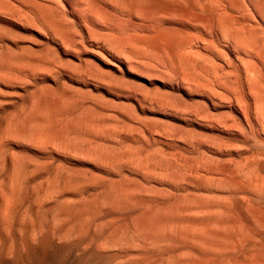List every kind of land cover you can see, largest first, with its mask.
Masks as SVG:
<instances>
[{
  "label": "rangeland",
  "instance_id": "rangeland-1",
  "mask_svg": "<svg viewBox=\"0 0 264 264\" xmlns=\"http://www.w3.org/2000/svg\"><path fill=\"white\" fill-rule=\"evenodd\" d=\"M263 116L264 0H0V222L41 202L34 264H264Z\"/></svg>",
  "mask_w": 264,
  "mask_h": 264
},
{
  "label": "bare ground",
  "instance_id": "bare-ground-1",
  "mask_svg": "<svg viewBox=\"0 0 264 264\" xmlns=\"http://www.w3.org/2000/svg\"><path fill=\"white\" fill-rule=\"evenodd\" d=\"M55 66V65H54ZM46 72V71H45ZM85 102V101H84ZM50 103V102H49ZM61 104V103H60ZM41 107V106H40ZM33 110V109H32ZM54 110H56V109H54ZM51 111V110H50ZM21 113V112H20ZM16 114V113H15ZM23 114V113H22ZM21 114V115H22ZM47 114V113H46ZM57 114H58V112H57ZM65 114V113H64ZM44 115V114H43ZM55 115H56V113H55ZM17 116H18V114H17ZM16 116V117H17ZM14 117L15 116H13L12 118L14 119ZM50 117V116H49ZM258 117H260V116H258ZM264 117V116H263ZM111 118V117H110ZM10 119H11V117H10ZM16 119V118H15ZM15 119H14V121H15ZM24 119V118H23ZM23 119H22V122H23ZM27 119V118H26ZM38 119V118H37ZM49 119V118H48ZM28 120V119H27ZM57 120V119H56ZM110 120V119H109ZM251 120V119H250ZM98 121H100V120H98ZM261 121V120H260ZM54 122V121H53ZM79 122V121H78ZM24 123V122H23ZM40 123V122H39ZM119 123V122H118ZM11 124V123H10ZM20 124V123H19ZM18 124V125H19ZM22 124V123H21ZM55 123H53V125H54ZM78 124V123H77ZM33 125V124H32ZM41 125V123L39 124V126ZM70 125V124H69ZM68 125V126H69ZM118 125L119 124H117V127H118ZM15 126H16V124H15ZM38 126V127H39ZM48 126V125H47ZM67 126V125H66ZM83 126V125H82ZM102 126H104V125H102ZM122 126V125H121ZM124 126V125H123ZM263 126H264V124H263ZM6 127V126H5ZM4 127V128H5ZM36 127V126H35ZM45 127V126H44ZM76 127H77V125H76ZM100 127V126H99ZM98 127V128H99ZM10 128V127H9ZM72 128V127H71ZM83 128V127H82ZM94 128V127H93ZM109 128V127H108ZM111 128V127H110ZM132 128H133V126H132ZM3 129V128H2ZM7 129V128H6ZM15 129H17L16 127H15ZM32 129H33V127H32ZM104 129V128H103ZM102 129V130H103ZM118 129H119V127H118ZM118 129H116L117 131H118ZM123 129H124V127H123ZM20 130V129H19ZM18 130V131H19ZM42 130V129H41ZM106 130V129H105ZM120 130V129H119ZM4 131V130H3ZM3 131H2V133H3ZM7 131V130H6ZM28 131V130H27ZM26 131V132H27ZM45 131V130H44ZM43 131V132H44ZM51 131V130H50ZM114 131V130H113ZM123 131V130H122ZM133 131V130H132ZM14 132V131H13ZM58 132V131H57ZM98 132H99V130H98ZM130 132V131H129ZM12 133V132H11ZM38 133V132H37ZM56 133V132H55ZM65 133V132H64ZM75 133V132H74ZM110 133V132H109ZM139 133V132H138ZM137 133V134H138ZM9 134V133H8ZM16 134H17V131H16ZM36 134V133H35ZM34 134V135H35ZM46 134V133H45ZM70 134V133H69ZM97 134H99V133H97ZM125 134H127V133H125ZM3 135V134H2ZM41 136L43 135L42 133L40 134ZM60 135V134H59ZM110 135V134H109ZM132 135V134H131ZM8 136V135H7ZM6 136V137H7ZM19 136V135H18ZM41 136H39V137H41ZM48 136H49V134H48ZM56 136V135H55ZM62 136H63V134H62ZM106 136V135H105ZM116 136V135H115ZM34 137V136H33ZM32 137V138H33ZM67 137V136H66ZM72 138H73V136H71ZM112 137H113V135H112ZM11 138H12V136H11ZM56 138V137H55ZM63 138V137H62ZM106 138V137H105ZM115 138H117V137H115ZM26 139V138H25ZM40 139V138H39ZM58 139V138H57ZM66 139V138H65ZM102 139V138H101ZM113 138H111V140H112ZM54 140V139H53ZM71 140V139H70ZM73 140V139H72ZM77 140V139H76ZM75 140V141H76ZM85 140H86V138H85ZM106 140H107V138H106ZM17 141V140H16ZM49 141H50V139H49ZM55 141V140H54ZM62 141V140H61ZM92 141V140H91ZM94 141V140H93ZM108 141V140H107ZM113 141V140H112ZM116 141V140H115ZM126 141V140H125ZM19 142V141H18ZM27 142V141H26ZM30 142H31V139H30ZM80 142H81V139H80ZM117 142H118V140H117ZM35 143V142H34ZM62 143V142H61ZM71 143V142H70ZM76 143V142H75ZM85 143V142H84ZM158 143V142H157ZM2 144V143H1ZM72 144V143H71ZM79 144V143H78ZM89 144V143H88ZM92 144V143H91ZM100 144H102V142L100 143ZM107 144V143H106ZM12 145V144H11ZM19 145V144H18ZM27 145V144H26ZM66 146H67V144H65ZM82 145H84V144H82ZM86 145V144H85ZM84 145V146H85ZM2 146V145H1ZM37 146V145H36ZM43 146V145H42ZM48 146V145H47ZM70 146V145H69ZM97 146V145H96ZM107 146V145H106ZM108 146H109V144H108ZM112 146H114V145H112ZM117 146V145H116ZM12 147V146H11ZM44 147V146H43ZM110 147V146H109ZM71 148V147H70ZM77 148V147H76ZM104 148H106V147H104ZM61 149H63L62 147H61ZM66 149H67V147H66ZM127 149V148H126ZM25 150V149H24ZM23 150V151H24ZM31 150V149H30ZM39 150V149H38ZM58 150V149H57ZM92 150V149H91ZM116 150H117V147H116ZM50 151V150H49ZM63 151V150H62ZM64 151H66V150H64ZM73 151V150H72ZM106 151H107V149H106ZM127 151V150H126ZM161 151V150H160ZM159 151V153H161ZM163 151V150H162ZM16 152V151H15ZM15 152L13 151L12 153L13 154H15ZM30 152V151H29ZM75 152H76V150H75ZM78 152V151H77ZM77 152L75 153V154H77ZM81 152V151H80ZM85 152V151H84ZM110 152V151H109ZM118 152V151H117ZM134 152V151H133ZM37 153V152H36ZM48 153V152H47ZM52 153V152H51ZM66 153V152H65ZM69 153V152H68ZM101 153H104V150L101 152ZM101 153H99V154H101ZM124 153V152H123ZM135 153H138V151L137 152H135ZM135 153H134V155H135ZM2 154V153H1ZM8 154H10V153H8ZM41 154V153H40ZM93 154V153H92ZM113 154V153H112ZM11 155V154H10ZM19 155V154H18ZM25 155V154H24ZM73 155V154H72ZM133 155V156H134ZM142 155V154H141ZM150 155H151V153H150ZM154 155V154H153ZM7 156V155H6ZM14 156V155H13ZM39 156V155H38ZM51 156V155H50ZM88 156H89V154H88ZM107 156V155H106ZM113 156V155H112ZM116 156V155H115ZM147 156V155H146ZM46 157V156H45ZM64 157V156H63ZM82 157V156H81ZM83 157H84V155H83ZM98 156L96 155V157H95V159L97 158ZM123 157V156H122ZM130 157V156H129ZM128 157V158H129ZM140 157V156H139ZM149 157V156H148ZM157 157V156H156ZM7 158V157H6ZM5 158V159H6ZM17 158V157H16ZM37 158V157H36ZM35 158V159H36ZM39 158V157H38ZM41 158V157H40ZM47 158V157H46ZM57 158V157H56ZM70 158V157H69ZM106 158V157H105ZM133 158V157H132ZM137 158H138V156H137ZM14 159V158H13ZM91 159H92V157H91ZM120 159V158H119ZM134 159V158H133ZM19 160V159H18ZM93 160V159H92ZM101 160H102V155H101ZM109 160H110V158H109ZM127 160V159H126ZM158 160V159H157ZM103 161V160H102ZM131 161H133V160H131ZM136 161V160H135ZM134 161V162H135ZM142 161V160H141ZM8 162V161H7ZM15 162V161H14ZM26 162V161H25ZM70 162V161H69ZM96 162H97V160H96ZM137 162V161H136ZM139 162V161H138ZM150 162V161H149ZM0 163H1V161H0ZM37 163V162H36ZM51 163H52V161H51ZM74 163V162H73ZM104 163H106L105 162V160H104ZM122 163V162H121ZM128 163V162H127ZM8 164V163H7ZM9 164H11V163H9ZM26 164V163H25ZM65 164V163H64ZM109 164V163H108ZM118 164V163H117ZM140 164V163H139ZM145 164H147V163H145ZM144 164V165H145ZM154 164H155V161H154ZM16 165V164H15ZM30 165V164H29ZM34 165V164H33ZM45 165H47V164H45ZM44 165V166H45ZM52 165V164H51ZM78 165V164H77ZM83 165V164H82ZM95 165V164H94ZM99 165V164H98ZM105 165V164H104ZM133 165V164H132ZM158 165V164H157ZM5 166V165H4ZM22 166L24 167V165L22 164ZM116 166V165H115ZM139 166V165H138ZM141 166V165H140ZM48 167V166H47ZM53 167V166H52ZM51 167V168H52ZM60 167V166H59ZM64 167V166H63ZM96 167V166H95ZM122 167V166H121ZM158 167V166H157ZM17 168V167H16ZM35 168H36V165H35ZM42 168V167H41ZM100 168V167H99ZM131 168V167H130ZM5 170H6V166H5V168H4ZM24 169V168H23ZM26 169V168H25ZM37 169H39V168H37ZM71 169V168H70ZM104 169V168H103ZM125 169V168H124ZM157 169L158 168H156V171H157ZM8 170H10V169H8ZM13 170H15V169H13ZM140 170V169H139ZM21 172H22V170H20ZM33 170L31 169V172H32ZM57 171V170H56ZM69 171V170H68ZM91 171V170H90ZM125 171V170H124ZM147 171V170H146ZM164 171V170H163ZM14 172V171H13ZM34 172V171H33ZM145 172V171H144ZM261 172V171H260ZM75 173V172H74ZM85 173V172H84ZM125 173V172H124ZM133 173V172H132ZM145 173H147V172H145ZM45 174V173H44ZM55 174H56V172H55ZM154 174V173H153ZM152 174V175H153ZM165 174V173H164ZM11 175V174H10ZM37 175V174H36ZM57 175V174H56ZM66 175H70L69 173L68 174H66ZM110 175V174H109ZM129 175V174H128ZM137 175V174H136ZM157 175H158V173H157ZM24 176H25V174H24ZM31 176H33L32 174H31ZM30 176V177H31ZM42 176V175H41ZM54 176V175H53ZM123 176V175H122ZM20 177V176H19ZM45 177V176H44ZM48 177H50V175L48 176ZM48 177H47V179H48ZM69 177V176H68ZM74 177V176H73ZM148 177V176H147ZM158 177V176H157ZM165 177V176H164ZM170 177V176H169ZM21 178V177H20ZM22 178H24V177H22ZM26 178V177H25ZM28 178V177H27ZM32 178V177H31ZM53 178V177H52ZM52 178H51V180H52ZM61 178V177H60ZM70 178V177H69ZM85 178V177H84ZM162 178V177H161ZM260 178V177H259ZM14 179V178H13ZM29 179V178H28ZM47 179L45 180V181H47ZM54 179V178H53ZM86 179V178H85ZM109 179V178H108ZM156 179V178H155ZM167 179V178H166ZM24 180V179H23ZM26 180V179H25ZM59 180V179H58ZM70 180V179H69ZM5 181V180H4ZM9 181V180H8ZM61 181V180H60ZM73 181V180H72ZM91 181V180H90ZM90 181H88L87 183H89ZM151 181V180H150ZM150 181L148 182V183H150ZM154 181V180H153ZM5 182H7V180L5 181ZM4 182V183H5ZM19 182V181H18ZM48 182H49V180H48ZM76 182H78V181H76ZM86 182V181H85ZM98 182V181H97ZM106 182V181H105ZM114 182V181H113ZM152 182V181H151ZM162 182V181H161ZM164 182V181H163ZM22 183V182H21ZM39 183V182H38ZM44 183V182H43ZM104 183V182H103ZM121 183H122V181H121ZM132 183V182H131ZM130 183V184H131ZM136 183V182H135ZM147 183V182H146ZM1 184V183H0ZM14 184V183H13ZM18 184V183H17ZM64 184V183H63ZM69 184V183H68ZM90 184V183H89ZM92 184V183H91ZM129 184V185H130ZM2 185V184H1ZM20 185H23V184H20ZM26 185V184H25ZM39 185V184H38ZM42 185V184H41ZM76 185V184H75ZM113 185V184H112ZM121 185V184H120ZM120 185H118V187H120ZM126 185V184H125ZM132 185H133V183H132ZM162 185V184H161ZM7 186V185H6ZM34 186V185H33ZM65 186V185H64ZM83 186V185H82ZM85 186V185H84ZM1 187V186H0ZM22 187V186H21ZM29 187H30V185H29ZM28 187V188H29ZM57 187V186H56ZM55 187V188H56ZM165 187V186H164ZM7 187H5V189H6ZM47 188V187H46ZM117 188V187H116ZM132 188V187H131ZM168 188V187H167ZM4 189V190H5ZM77 189H78V187H77ZM77 189L75 190V191H77ZM110 189H111V187H110ZM109 189V190H110ZM119 189V188H118ZM124 189V188H123ZM4 190H2V191H4ZM19 190H20V188H19ZM34 190V189H33ZM37 190H39V189H37ZM55 190V189H54ZM60 190V189H59ZM63 190H64V187H63ZM66 190V189H65ZM95 190V189H94ZM115 190V189H114ZM159 190V189H158ZM168 190V189H167ZM22 191V190H21ZM89 191V190H88ZM112 191V190H111ZM131 191H133V190H131ZM157 191V190H156ZM14 192H16V190L14 189ZM51 193H52V191H50ZM49 192V193H50ZM64 192V191H63ZM71 192V191H70ZM99 192H101V191H99ZM107 192H110V191H106L105 192V194L107 193ZM122 192V191H121ZM136 192V191H135ZM134 192V193H135ZM140 192V191H139ZM144 192V191H143ZM150 192V191H149ZM148 192V193H149ZM239 192V191H238ZM2 193H4V192H2ZM6 193H7V191H6ZM36 193H38L37 191H36ZM39 193H41V191H39ZM44 193H48V190L46 189V192H44ZM54 193H56L55 191H53V194ZM73 193V192H72ZM94 193V192H93ZM128 193V192H127ZM27 194V193H26ZM34 194V193H33ZM65 194H66V192H65ZM91 194V193H90ZM163 194V193H162ZM3 195V194H2ZM4 195H5V193H4ZM14 195V194H13ZM20 195H21V193H20ZM23 195V194H22ZM49 196L51 195V196H53L52 194H48ZM57 195H59V194H57ZM107 195V194H106ZM111 195V194H110ZM113 195V194H112ZM117 195V194H116ZM129 195V194H128ZM127 195V196H128ZM142 195V194H141ZM148 195H150V194H148ZM153 195V194H152ZM38 196H39V194H38ZM43 196V195H42ZM45 196V195H44ZM56 196V195H55ZM105 196V195H104ZM119 196H121V194H119ZM140 196V195H139ZM167 196V195H166ZM165 196V197H166ZM24 197H26V196H24ZM83 197H84V195H83ZM106 197V196H105ZM110 197H112V196H109V198ZM126 197V196H125ZM129 197V196H128ZM17 198V197H16ZM32 198H34V197H31V200H32ZM38 198V197H37ZM40 198V197H39ZM38 198V199H39ZM45 199H47L46 197H44ZM43 198V199H44ZM74 198V197H73ZM87 198V197H86ZM106 198H108V195H107V197ZM127 198V197H126ZM161 198V197H160ZM41 199V198H40ZM65 199V198H64ZM64 199H63V201H64ZM67 199V198H66ZM94 199V198H93ZM114 199V198H113ZM120 199V198H119ZM118 199V200H119ZM122 199V198H121ZM120 199V200H121ZM128 199V198H127ZM2 200V199H1ZM31 200H30V202H31ZM48 200H49V198H48ZM55 200V199H54ZM53 200V201H54ZM57 200V199H56ZM56 200L54 201V206L53 205H50V206H52V209H54V207H57V206H59L60 205V203L61 202H59V200H58V202H56ZM88 200V201H87ZM119 200V201H120ZM129 200H130V198H129ZM151 200H153V199H151ZM9 201H10V199H9ZM40 201V200H39ZM50 201H52V200H50ZM73 201V200H72ZM93 203H94V200H91ZM102 201V200H101ZM112 201H114V200H112ZM111 201V202H112ZM118 201V202H119ZM168 201V200H167ZM11 202V201H10ZM12 202H14V201H12ZM29 202V201H28ZM36 202H37V200H36ZM44 202V201H43ZM77 202V201H76ZM84 202H86V203H89V199L87 198V199H85L84 200ZM83 202V203H84ZM108 202V201H107ZM127 202V201H126ZM164 202V201H163ZM200 202V201H199ZM6 203V202H5ZM25 203V202H24ZM47 203V202H46ZM52 203V202H51ZM50 203V204H51ZM57 203L59 204V205H57ZM65 203V202H64ZM72 203V202H71ZM85 203V205H82L84 208H86V204ZM158 203H160V202H158ZM167 203H169V202H167ZM225 203V202H224ZM53 204V203H52ZM63 204V203H62ZM60 205V207L61 206H64V204L63 205ZM70 204V203H69ZM82 204V203H81ZM92 203H90V204H88V205H91ZM114 204V203H113ZM115 204H116V202H115ZM144 204V203H143ZM157 204V203H156ZM162 204V203H161ZM20 205H22V204H20ZM25 205V204H24ZM23 205V206H24ZM35 206H34V209H33V211L32 212H28L29 210L27 209V208H25L24 210H22V212H21V214L19 215L18 213H16V211H15V215L16 214H18L17 215V217H15V215H12V213H14L13 212V210L15 209V208H13L12 207V209H10V207L11 206H13L12 204H10V205H7V206H9V209L8 210H11V211H8L9 213H5V215L4 216H7V218L6 219H9L10 220V218H11V220L9 221L8 220V222H7V220H6V223L3 225L2 224V221L0 222V233H1V235L3 236V239H4V242H3V245H2V242L1 241H3L2 239H1V243H0V258H2V260H4V261H6V262H8L9 264H34V263H38V262H45V261H47L50 257H49V255L46 253H44L43 254V252H42V254H37V252H35V250L37 249V250H39L41 247H42V245H43V241L45 240V237H44V234L45 233H43V232H45L44 230H43V226L44 225H42V221H44L45 222V225L47 224V221H46V218L43 216V213H42V207H43V205H41V202H37L36 204H34ZM80 205V204H79ZM97 205V204H96ZM141 205V204H140ZM28 206V205H27ZM77 206V205H76ZM128 206V205H127ZM164 206V205H163ZM15 207V206H14ZM21 207V206H20ZM33 207V206H32ZM82 207V208H83ZM94 207V206H93ZM104 207V206H103ZM109 207V206H108ZM167 207V206H166ZM222 207V206H221ZM8 208V207H7ZM24 208V207H23ZM51 208V207H50ZM104 208H106V205H105V207ZM111 208V207H110ZM141 208H143V207H141ZM158 208V207H157ZM20 209V208H19ZM19 209H18V211H19ZM22 209V208H21ZM21 209H20V211H21ZM97 209V208H96ZM31 210V209H30ZM77 210V209H76ZM80 210V209H79ZM87 210V209H86ZM107 210H108V208H107ZM161 210V209H160ZM207 210V209H206ZM19 211V212H20ZM58 211V210H57ZM72 211V210H71ZM136 211V210H135ZM145 211H146V209H145ZM158 211V210H157ZM168 211V210H167ZM250 211V210H249ZM76 213H73V214H75L77 217L78 216H80L81 214H80V212L82 213V211L80 210V211H75ZM89 212V211H88ZM138 212V211H137ZM162 212V211H161ZM199 212H201V211H199ZM54 213L56 214V212L54 211ZM143 213H144V211H143ZM223 213V212H222ZM8 214V215H7ZM11 214V215H10ZM85 214V213H84ZM103 214V213H102ZM138 214V213H137ZM136 214V215H137ZM157 214V213H156ZM179 214V213H178ZM196 214V213H195ZM197 214H198V212H197ZM202 214V213H201ZM99 215H101V214H99ZM117 215V214H116ZM124 215V214H123ZM132 214H130L129 216H131ZM154 215H155V212H154ZM167 215V214H166ZM8 216H10L9 218H8ZM52 216H53V214H52ZM190 216V215H189ZM237 216V215H236ZM69 217V216H68ZM90 217V216H89ZM141 217V216H140ZM155 217V216H154ZM194 217H195V215H194ZM199 217H200V215H199ZM3 218V217H2ZM75 218V217H74ZM86 218H87V216H86ZM133 218H134V216H133ZM168 218V217H167ZM175 218V217H174ZM205 218V217H204ZM12 219H15L16 221H15V227H14V220H12ZM77 219V218H76ZM102 219V218H101ZM126 219V218H125ZM196 219V218H195ZM236 219V218H235ZM73 220V219H72ZM82 220V219H81ZM80 220V221H81ZM110 220V219H109ZM113 220V219H112ZM117 220V219H116ZM132 220V219H131ZM154 220V219H153ZM162 220V219H161ZM217 220V219H216ZM13 221V222H12ZM79 221V222H80ZM123 221V220H122ZM133 221V220H132ZM132 221H131V223H132ZM55 222V221H54ZM57 222V221H56ZM66 222V221H65ZM100 222V221H99ZM190 222V221H189ZM35 223H37V225H38V227H35L34 226V224ZM48 223H50V221L48 222ZM69 223H71V221L70 222H68L67 224H69ZM109 223V222H108ZM9 224V225H8ZM44 224V223H43ZM56 224V223H55ZM130 224V223H129ZM154 224V223H153ZM167 223H165V225H166ZM174 224V223H173ZM218 224V223H217ZM251 224V223H250ZM5 225H7V226H5ZM10 225H12L13 227H14V231H13V234H12V236H10V234H9V231H10V228H12V226H10ZM36 225V224H35ZM77 224H75V226H76ZM148 225V224H147ZM246 225V224H245ZM58 226V225H57ZM66 226V225H65ZM99 226V225H98ZM120 226V225H119ZM130 227H131V225H129ZM167 226V225H166ZM166 226H165V229H166ZM172 226H174V225H172ZM185 226V225H184ZM190 226V225H189ZM188 226V227H189ZM240 226V225H239ZM244 226V225H243ZM34 227L35 228H37V229H34ZM45 227V226H44ZM97 227V226H96ZM147 227H149V226H147ZM147 227H145V228H147ZM65 228V227H64ZM70 228V227H69ZM75 228V227H74ZM74 228H73V230H74ZM115 228L117 229L118 228V226L117 227H114L113 228V230H115ZM133 228V227H132ZM138 228V227H137ZM183 228V227H182ZM225 228V227H224ZM13 229V228H12ZM11 229V230H12ZM79 229H82V227L81 228H79ZM160 229V228H159ZM159 229H157V230H159ZM177 229L178 228H176V231H177ZM208 229V228H207ZM214 229V228H213ZM62 230H63V228H62ZM61 230V231H62ZM76 230V229H75ZM94 230H95V228H94ZM96 230H98L97 228H96ZM110 230V229H109ZM118 230H119V228H118ZM118 230H116V231H118ZM121 230H123V229H121ZM129 230V229H128ZM147 230H148V228H147ZM163 230V229H162ZM173 230H174V228H173ZM173 230H172V232H173ZM183 230V229H182ZM195 230V229H194ZM204 230H206V228L204 229ZM216 230V229H215ZM221 230V229H220ZM237 230V229H236ZM48 231H50V229L48 230L47 229V232ZM67 231H69V230H67ZM124 231V230H123ZM207 231V230H206ZM205 231V232H206ZM235 231V230H234ZM243 231V230H242ZM96 231H94V233H95ZM107 232H108V230H107ZM112 230H111V234H112ZM133 232H134V230H133ZM170 232V231H169ZM204 232V233H205ZM218 232V231H217ZM220 232V231H219ZM257 232V231H256ZM261 232V231H260ZM115 233V235H116V232H114ZM114 233H113V235L112 236H114ZM183 233V232H182ZM187 233H188V231H187ZM195 233V232H194ZM48 234V233H47ZM65 234V233H64ZM67 234H68V232H67ZM71 234H72V231H71ZM110 234V235H111ZM160 234V233H159ZM165 234V233H164ZM213 234H215V233H213ZM217 234V233H216ZM215 234V235H216ZM235 234V233H234ZM0 235V236H1ZM46 235V234H45ZM104 235H105V233H104ZM119 235H121V234H117V236H119ZM136 235H138L137 233H136ZM144 235V234H143ZM193 235V234H192ZM67 236V235H66ZM69 236V235H68ZM67 236V237H68ZM80 236V235H79ZM90 236V235H89ZM111 236V237H112ZM195 236V235H194ZM193 236V237H194ZM208 236V235H207ZM206 236V237H207ZM233 236H235V235H233ZM53 237V236H52ZM62 237V236H61ZM99 237V236H98ZM151 237V236H150ZM192 237V238H193ZM225 237V236H224ZM103 238V237H102ZM114 237H112V239H113ZM44 239V240H43ZM61 239V238H60ZM71 239H72V237H71ZM76 239V238H75ZM120 239V238H119ZM143 239V238H142ZM141 239V240H142ZM182 239V238H181ZM64 240H66V239H64ZM63 240V241H64ZM100 240V239H99ZM98 240V241H99ZM113 240H115V238L113 239ZM167 240V239H166ZM165 240V241H166ZM188 240V239H187ZM208 240V239H207ZM212 240V239H211ZM210 240V241H211ZM56 241V240H55ZM116 241H118V240H116ZM162 241V240H161ZM164 241V240H163ZM213 241V240H212ZM67 242H68V240H67ZM66 242V243H67ZM102 242H103V239H102ZM143 242V241H142ZM206 242V241H205ZM220 242V241H219ZM256 242V241H255ZM4 243H5V245H4ZM65 242H63V244H64ZM65 243V244H66ZM89 243V242H88ZM101 243V242H100ZM117 243V242H116ZM121 243V242H120ZM125 243V242H124ZM148 243V242H147ZM194 243V242H193ZM241 243V242H240ZM68 244V243H67ZM119 244V243H118ZM123 244V243H122ZM204 244V243H203ZM95 245H96V243H95ZM94 245V246H95ZM102 245V244H101ZM161 245V244H160ZM197 245V244H196ZM235 245V244H234ZM62 246H65V247H67V245H62ZM68 246H71L70 244L68 245ZM92 246V245H91ZM126 246H127V244H126ZM126 246L125 247H122V248H126ZM144 246V245H143ZM154 246H156V248H157V245H153V247ZM163 246V245H162ZM201 246V245H200ZM245 246V245H244ZM247 246V245H246ZM102 247V246H101ZM110 247V246H109ZM118 248H120L119 246H117ZM116 247V248H117ZM34 248H36L35 250H33ZM106 248V247H105ZM202 248H204V247H202ZM202 248H200V249H202ZM206 248V247H205ZM98 249V248H97ZM103 249V248H102ZM215 249V248H214ZM31 250H33V251H31ZM99 250V249H98ZM98 250H96V248L94 247V248H90L89 246L87 247H85V248H83L82 250H81V252L79 253V254H77L76 256H75V258H77V257H85L84 255H95V254H98L99 253V251ZM108 250V249H107ZM236 250V249H235ZM102 251V250H101ZM106 251V250H105ZM161 250H159V252H160ZM163 251H164V249H163ZM154 252H156V251H154ZM154 252H152V253H154ZM205 252V251H204ZM207 252V251H206ZM212 252V251H211ZM217 252V251H216ZM229 252V251H228ZM234 252V251H233ZM148 253V252H147ZM161 253V252H160ZM167 253V252H166ZM199 253V252H198ZM215 253V252H214ZM151 254V253H150ZM42 255V256H41ZM64 255V254H63ZM252 255H254V254H252ZM170 256V255H169ZM195 256H196V254H195ZM204 256H206V255H204ZM210 256V255H209ZM55 257V256H54ZM234 257V256H233ZM187 258V257H186ZM192 258V256L189 258V259H191ZM158 259H160V258H158ZM205 259V258H204ZM249 259V258H248ZM170 260V259H169ZM220 260V259H219ZM262 260V259H261ZM152 261V260H151ZM155 261H156V258H155ZM158 261V260H157ZM163 261H164V259H163ZM196 261V260H195ZM199 261V260H198ZM204 261V260H203ZM113 262V261H112ZM215 262V261H214ZM67 263V257L66 256H63V257H58L55 261L53 260V264H66ZM218 263V262H217ZM187 264V263H186ZM191 264V263H190ZM216 264V263H215ZM247 264V263H246ZM253 264V263H252Z\"/></svg>",
  "mask_w": 264,
  "mask_h": 264
}]
</instances>
